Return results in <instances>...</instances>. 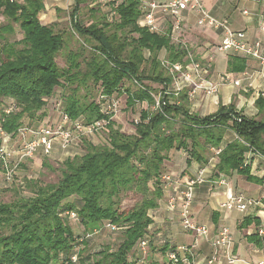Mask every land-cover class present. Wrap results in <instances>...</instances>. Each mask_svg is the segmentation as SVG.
<instances>
[{
  "label": "trees",
  "instance_id": "trees-1",
  "mask_svg": "<svg viewBox=\"0 0 264 264\" xmlns=\"http://www.w3.org/2000/svg\"><path fill=\"white\" fill-rule=\"evenodd\" d=\"M44 9L42 0H0L5 21L0 27V128L5 134L15 138L23 126L43 120L52 100L60 101L69 119L84 125L103 118L100 95H125L127 109L142 103L147 107L139 111L132 131L123 132L111 121L101 143L83 140L79 147L83 153L57 166L56 183L43 185L24 177L19 185L12 186L14 178L4 185L14 199L0 202V264H133L137 243L148 234L151 212L163 196L161 175L173 150L200 163L211 149L219 150L217 174L236 172L247 181L262 182L250 175L245 156L252 153L264 159V120L247 118L232 104L199 117L190 111L184 93L177 98L164 95L171 77L160 54L175 63L186 52L165 35L139 26L138 0L115 2L111 21L105 11L100 14L104 10L100 0H73L66 31L42 23L39 14ZM82 9L90 12L88 25L79 16ZM14 26L21 39L10 41L6 36L15 33ZM61 55L63 65L57 61ZM244 68L243 60L228 58L227 71ZM151 85L161 87L160 108L155 110ZM10 105L13 111L6 114ZM255 106L264 107V99L256 100ZM228 131L235 138L223 146ZM42 167L53 170L46 160ZM67 212L76 213V222L87 234L106 223L115 225L122 237L117 248L89 250L87 238L76 235ZM252 222L259 225L257 219L245 217L240 226Z\"/></svg>",
  "mask_w": 264,
  "mask_h": 264
},
{
  "label": "crops",
  "instance_id": "crops-1",
  "mask_svg": "<svg viewBox=\"0 0 264 264\" xmlns=\"http://www.w3.org/2000/svg\"><path fill=\"white\" fill-rule=\"evenodd\" d=\"M202 2L205 10L213 18L226 22L231 30L244 31L250 41L262 37L260 27L264 25V0H202ZM56 6L64 7L60 4ZM196 19L195 14L184 13V39L187 47L209 69L214 81L226 77L230 80H239L240 85L231 87L223 84L216 97L197 96L195 110L191 112L202 117L215 113L221 105L232 104L235 110L245 117L264 120V107L257 109L255 106L256 100L264 99L260 96V93L264 91V65L239 55L217 53L215 47L223 36L222 29L199 28L195 25ZM230 56L244 61L245 68L242 72L227 71V61ZM58 121L59 115L56 112L52 123ZM234 138L235 134L228 131L222 145L225 146ZM74 148L71 146L64 150L55 144L47 157L66 159L75 153ZM37 155L43 157L40 152L35 156ZM245 157L246 163L250 166V175L261 179V183L247 181L244 176L236 172L227 176L217 174L215 169L217 157H210L207 154L204 155L205 161L200 163L188 161V155L182 150H173L164 162L163 173L174 177L186 179L196 176L199 170L204 171V181L195 187L190 211L194 223L205 225L209 229V238L198 241L194 248V257L190 258L193 264H205V261L214 253L210 239L223 227L229 229L232 236L233 256L242 260L243 264H264V240L260 241L264 234H259L260 230L264 232V159L252 153H248ZM170 194H172L171 189L164 191L158 208L151 212L152 223L148 227L151 243L147 255L151 264H168L162 252L163 249L191 246L194 243L193 235L182 228L177 211L167 210ZM238 195L253 201L254 204L245 212L224 211L220 208L227 196ZM245 217L257 219L259 225L255 226L252 222L249 226L242 228L240 225ZM253 235L256 236L249 241L248 238ZM257 240H259L258 243L255 242ZM213 264H227L221 252L218 253L217 262Z\"/></svg>",
  "mask_w": 264,
  "mask_h": 264
},
{
  "label": "built area",
  "instance_id": "built-area-1",
  "mask_svg": "<svg viewBox=\"0 0 264 264\" xmlns=\"http://www.w3.org/2000/svg\"><path fill=\"white\" fill-rule=\"evenodd\" d=\"M9 2L21 3L25 0H8ZM104 5V11L107 13L109 21L114 18V13L111 7L115 6V2L122 0H100ZM139 1V19L140 27L147 29L150 33L165 35L172 44L178 45L185 50V55L181 62H169L165 58L160 57L162 66L167 70V74L171 77L170 85L164 89L163 94L166 96L179 97L185 94L190 103V111H194L196 107L195 99L199 95L205 97H216L219 89L223 84L231 87H239V80H230L229 78H221L219 81H214L210 75L209 69L203 62L187 47L184 39V13H192L197 17L195 25L199 28L207 30L222 29L223 36L220 43L215 47L217 53L235 54L245 58L257 61L260 65H264V25L260 27L262 33L261 38L250 41L244 31H233L226 22L218 21L213 18L204 8L202 0H138ZM117 4V3H116ZM246 14V12H244ZM116 94L112 96L100 95V113L103 118L88 125H84L81 120H74L62 112L60 101L57 102V114L59 121L56 123L42 122L35 127L23 126L18 130L19 135H24L26 132L34 137L31 140L23 141L22 145L15 151L11 152L8 148L0 146V165L3 171L4 182L10 183L19 165L27 159H30L38 152L47 157L51 154L55 144H58L61 149H67L71 146H76L79 141L84 138L93 136H101L107 132L109 122H114V117L120 111L119 100ZM264 98V91L260 93ZM159 96L155 98L153 109L160 108ZM13 106H8L4 112L6 114L13 111ZM138 121L134 120V124ZM1 139L11 141V137L5 134L0 128ZM215 155L219 150L211 149ZM12 154H14V160ZM204 181V171L199 170L197 175L191 178L174 177L171 174L163 173L161 175L162 190H172L167 202V210L170 212L177 211L180 218L182 228L190 232L194 237V243L191 246H180L177 248H169L165 252L166 261L168 264H193L190 261L194 257V248L199 240H208L209 229L205 225L196 224L191 218V205L193 202L194 190L197 185ZM254 203L247 200L241 195L227 196L221 203L220 208L224 211L236 210L245 212ZM65 215L74 221H77L76 213L67 212ZM103 228L108 231H115V225L106 223ZM99 230H94L88 238L98 233ZM259 234H263L260 230ZM83 239V238H82ZM81 240V239H80ZM210 245L213 248V254L205 261V264H213L217 262L218 253L224 255V260L227 264L244 263L232 254L233 239L229 229L223 227L219 229L212 239ZM151 243V238L147 234L141 238L136 247L135 260L133 264H151L148 260V248ZM73 262L76 261V256L71 257ZM261 264V263H260Z\"/></svg>",
  "mask_w": 264,
  "mask_h": 264
},
{
  "label": "rangeland",
  "instance_id": "rangeland-1",
  "mask_svg": "<svg viewBox=\"0 0 264 264\" xmlns=\"http://www.w3.org/2000/svg\"><path fill=\"white\" fill-rule=\"evenodd\" d=\"M72 1V2H71ZM71 2V3H70ZM45 3V9L42 14H40L39 19L42 23L46 25H53L54 29L56 31H63V30H70L69 25V13L73 5V0H44ZM64 5V7H57L56 5ZM60 10V11H58ZM100 14L104 13V10L100 11ZM79 16H81L82 21H84L85 25L90 24L91 22V16L90 12L87 11V9H82L79 12ZM99 15H96L98 17ZM4 19L0 16V27L4 24ZM15 33L9 34L6 37L10 41H17L21 39V33L18 27L14 26ZM1 31H0V38H1ZM75 35V34H74ZM4 37V36H3ZM75 39L80 41L79 43L82 44V41L75 35ZM78 44H75L72 46V49L76 48ZM164 53L160 54V57H163ZM57 61L60 65H63L64 56L61 55L59 58H57ZM125 86H129L126 82L124 84ZM132 89H134L133 86H131ZM151 87L155 90L154 97L159 96V90L161 89L160 86L157 85H151ZM59 91V90H57ZM59 93V92H56ZM116 98L119 100L120 105V111L117 112L116 117H114V127L119 128L123 132H130L133 130L134 120L139 117V111L145 109L147 106L146 104H137L133 109H127L125 104V95L116 96ZM58 106L55 103V100H52L47 106H46V114L45 118L41 121H36L34 124H31L30 127H35L36 125L42 123V122H52L53 115L57 112ZM103 135V134H102ZM34 137H32V134L26 132L23 136L19 135L15 138H11V141H6V139H1L0 136V146L3 145L4 148H8L12 153L15 152L23 143L25 140H31ZM102 136H93L90 138H84L75 147V153L69 157H72L74 155H81L83 152L82 148H79L81 146V143L83 140L90 141L93 144L101 143ZM41 154V153H40ZM42 155V154H41ZM210 157L216 156L214 152L210 150V153H207ZM14 157V154H12ZM43 156V155H42ZM65 159V158H64ZM64 159L62 158H52V157H41V156H35L30 159H27L24 161V163L20 164L18 171L16 172V175L14 177L13 185H19L21 181H23L24 177L28 179H33L39 181L41 184H47V183H56L57 180L60 177V171L56 170L59 163H61ZM14 160V159H12ZM47 161L48 164L53 167V170H48L45 167H42V162ZM22 165V167H21ZM165 165V163H164ZM5 182L3 178V171L0 165V202H11L14 199V195L12 191H6V188L4 187ZM170 196V195H169ZM131 198V197H130ZM169 198V197H168ZM132 203V200L127 201V203ZM168 202V200H167ZM71 226L74 228L76 235H80L81 237H86V235H90L89 232L83 231V228L79 225L78 222L70 221L68 219ZM99 230V229H98ZM121 231H108L105 230L102 227H100V230L95 235H92L86 239L88 241V248L89 250H98L101 248L109 247L112 250H115L117 246L119 245V242L121 241ZM85 239V238H84Z\"/></svg>",
  "mask_w": 264,
  "mask_h": 264
}]
</instances>
